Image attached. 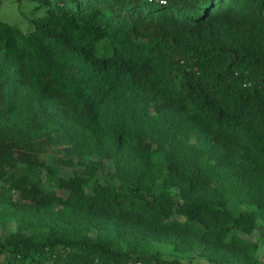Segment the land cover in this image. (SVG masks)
Returning <instances> with one entry per match:
<instances>
[{
    "label": "rangeland",
    "instance_id": "374dc122",
    "mask_svg": "<svg viewBox=\"0 0 264 264\" xmlns=\"http://www.w3.org/2000/svg\"><path fill=\"white\" fill-rule=\"evenodd\" d=\"M99 5L110 15L107 4ZM37 7L32 1L1 0L0 20L28 32L29 19L44 13ZM232 17L237 31H260L264 46V18L248 21L240 12ZM181 57L171 75L164 72L169 66L164 59L151 65L137 90L100 97L92 120L70 96L37 90L20 63L5 70L8 96L0 131L22 145L0 159L1 240L52 231L105 240L133 258H148L149 264L156 259L158 264H264V159L241 143L214 138L197 108L180 100V77L191 56L185 51ZM252 85L240 87L248 93ZM213 96L227 111L237 110L224 95ZM30 125L42 134L30 138ZM161 164L166 167L160 172ZM168 173L176 177L165 180ZM136 176L155 180L152 191L130 189L126 181ZM195 176L200 182L188 201L178 179ZM95 183L102 187L98 194ZM107 187L140 204L167 192L174 213L162 226L121 218L102 202L110 195ZM33 192L46 194L43 207L33 204ZM195 201L213 211L196 218L181 212L183 203ZM239 213L248 216L236 223ZM217 227L225 234L215 232Z\"/></svg>",
    "mask_w": 264,
    "mask_h": 264
},
{
    "label": "trees",
    "instance_id": "16d2710c",
    "mask_svg": "<svg viewBox=\"0 0 264 264\" xmlns=\"http://www.w3.org/2000/svg\"><path fill=\"white\" fill-rule=\"evenodd\" d=\"M17 2L23 0H15ZM38 4L42 15H33L30 30L0 20V112L8 96L2 74L20 63L30 83L39 91L70 96L78 102L83 116L93 119L98 99L117 91L137 90L151 65L168 60L164 72L171 75L190 53L188 68L182 70L180 100L192 103L214 138L241 143L264 159V46L261 32L237 31L233 12L248 21L263 20L264 0H26ZM111 10L105 15L99 2ZM1 5V0H0ZM260 20V21H259ZM252 25H257L253 23ZM178 42L180 46H178ZM169 51V53H167ZM165 56L169 57L166 58ZM76 69L73 70L72 66ZM251 82L245 93L241 85ZM220 93L236 107L227 111L213 96ZM30 138L42 134L28 126ZM22 145L17 137H4L0 131V159ZM152 165L153 162L149 161ZM165 165H160L159 170ZM176 177L168 173L165 180ZM183 177L180 187L186 200L200 182L198 176ZM155 180L147 176L128 179L126 185L142 194L151 192ZM95 183L94 191L101 192ZM106 205L121 218L148 219L159 225L175 207L167 192L153 200L136 203L122 190L107 187ZM46 194L33 192V204L43 207ZM181 212L190 218L213 211L205 203L185 202ZM247 213L234 217L238 223ZM162 226V225H161ZM215 232L225 234L221 227ZM34 237L15 240L0 238V264H149L148 258H135L105 240L56 232H34ZM159 259L153 260L158 264Z\"/></svg>",
    "mask_w": 264,
    "mask_h": 264
},
{
    "label": "built area",
    "instance_id": "2783aa9c",
    "mask_svg": "<svg viewBox=\"0 0 264 264\" xmlns=\"http://www.w3.org/2000/svg\"><path fill=\"white\" fill-rule=\"evenodd\" d=\"M147 1H160V0H147ZM136 264H145V263H143V262H137Z\"/></svg>",
    "mask_w": 264,
    "mask_h": 264
}]
</instances>
